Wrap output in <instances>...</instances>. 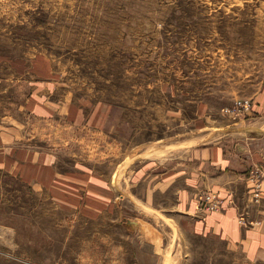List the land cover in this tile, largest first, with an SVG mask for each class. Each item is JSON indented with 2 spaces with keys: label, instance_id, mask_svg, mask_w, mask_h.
Listing matches in <instances>:
<instances>
[{
  "label": "rangeland",
  "instance_id": "374dc122",
  "mask_svg": "<svg viewBox=\"0 0 264 264\" xmlns=\"http://www.w3.org/2000/svg\"><path fill=\"white\" fill-rule=\"evenodd\" d=\"M17 59L29 89L38 82L49 100L77 108L104 102L109 123L71 124L64 106L55 120L14 106L30 142L73 181L0 176V264H264L120 208L116 186L158 147L194 134L200 103L238 121L224 108L264 75V0H0V72Z\"/></svg>",
  "mask_w": 264,
  "mask_h": 264
},
{
  "label": "crops",
  "instance_id": "0c3cea01",
  "mask_svg": "<svg viewBox=\"0 0 264 264\" xmlns=\"http://www.w3.org/2000/svg\"><path fill=\"white\" fill-rule=\"evenodd\" d=\"M4 64L7 72H0V103L4 101L9 108L8 112L7 107L0 111V176L38 187L71 186L72 177L58 169L55 154L40 151L30 142L24 133L27 123L12 109L18 106L21 113L55 120L64 112V106L71 124L87 121L107 127L108 114H103L108 106L101 102L77 108L49 100V88L40 90L36 82L29 89V72L23 60ZM36 64L40 79L39 59ZM248 97L253 102L252 113L235 118V122L217 117L213 113L216 108L211 110L207 103H200L194 134L158 147L160 153L140 160L117 181L120 208L130 206L141 216L154 213L158 220H169L182 233L226 241L230 249L247 259L264 261V196L260 201L253 199L250 177L257 167L264 173V75ZM38 135L40 129L36 128L33 137ZM209 192L220 198L221 204L215 210L205 209L200 202L201 195ZM143 219H137L138 227L150 230L152 224Z\"/></svg>",
  "mask_w": 264,
  "mask_h": 264
},
{
  "label": "built area",
  "instance_id": "2783aa9c",
  "mask_svg": "<svg viewBox=\"0 0 264 264\" xmlns=\"http://www.w3.org/2000/svg\"><path fill=\"white\" fill-rule=\"evenodd\" d=\"M224 110L234 117H245L252 113L253 102L251 98L241 97L234 100L233 104L224 108ZM253 185L251 186V195L255 201H260L264 196V173L261 167L251 171L250 175ZM200 202L205 209L215 210L220 204V198L213 192L204 193L200 197Z\"/></svg>",
  "mask_w": 264,
  "mask_h": 264
},
{
  "label": "water",
  "instance_id": "95a60500",
  "mask_svg": "<svg viewBox=\"0 0 264 264\" xmlns=\"http://www.w3.org/2000/svg\"><path fill=\"white\" fill-rule=\"evenodd\" d=\"M129 224L131 225L138 224V220H129Z\"/></svg>",
  "mask_w": 264,
  "mask_h": 264
}]
</instances>
